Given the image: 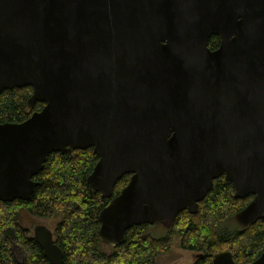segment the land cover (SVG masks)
Listing matches in <instances>:
<instances>
[{
	"label": "water",
	"instance_id": "95a60500",
	"mask_svg": "<svg viewBox=\"0 0 264 264\" xmlns=\"http://www.w3.org/2000/svg\"><path fill=\"white\" fill-rule=\"evenodd\" d=\"M245 13H263V30ZM22 87L42 107L0 123V202L28 200L49 154L91 148L90 194L108 199L129 175L96 216L106 246L195 213L220 175L232 198L252 195L239 227L263 217L264 0H0V93ZM33 239L61 264L49 231ZM210 264L234 263L220 251Z\"/></svg>",
	"mask_w": 264,
	"mask_h": 264
},
{
	"label": "trees",
	"instance_id": "16d2710c",
	"mask_svg": "<svg viewBox=\"0 0 264 264\" xmlns=\"http://www.w3.org/2000/svg\"><path fill=\"white\" fill-rule=\"evenodd\" d=\"M30 88H13L0 93V123H19L31 112L39 111L41 103L30 110L25 100ZM96 161L91 149L73 150L68 155L51 153L42 169L32 177L38 185L33 188L28 200L0 202V264L9 259L7 237L11 235L29 260L39 257L37 249L24 239L17 223L18 211L31 216L57 218L55 240L63 254L61 264H155L154 257L166 253L169 234L154 238L145 232V226H131L124 232L123 242L115 247L104 248L97 240V212L105 200L90 194L84 183ZM122 176L114 185L118 191L128 178ZM229 187L222 180L213 183L212 190L199 203L193 215L179 213L170 229L179 237L183 250L201 253L192 264H210L212 254L227 249L235 263L251 260L258 247L264 248V216L257 224L241 233L220 234L219 226L243 203L229 197Z\"/></svg>",
	"mask_w": 264,
	"mask_h": 264
},
{
	"label": "flooded vegetation",
	"instance_id": "af4514ba",
	"mask_svg": "<svg viewBox=\"0 0 264 264\" xmlns=\"http://www.w3.org/2000/svg\"><path fill=\"white\" fill-rule=\"evenodd\" d=\"M247 13H245V14H242L241 16L242 17H244V18H247V17H251L250 19H247V21L245 22L246 23V27H249L250 28V26H256V28L257 29H261V30H263V13H260V14H262V16H254V15H249V14H247ZM255 14H259V13H255ZM258 17H261V19H257ZM240 21L241 22H243V20H241V18L240 17H237L235 20H234V23H236V24H238V23H240ZM248 28V29H249ZM232 37V36H231ZM219 42H220V38H219V36H216V35H211V36H209L208 37V39H207V42H206V49L209 51V52H213V51H215V50H217V48L219 47ZM32 113V112H31ZM86 149H91V148H86ZM73 151V150H72ZM71 152V151H70ZM69 152V153H70ZM96 160H97V158H96ZM96 162V161H95ZM95 164V163H94ZM94 166V165H93ZM92 166V167H93ZM91 170H92V168H91ZM91 170H90V172H91ZM90 172L86 175V177L90 174ZM36 175V174H35ZM124 176V175H123ZM128 177L127 178H129V175H127ZM85 177V178H86ZM32 179V178H31ZM218 180H222L224 183H226L227 185H228V187H229V197L232 199V200H238V201H241L242 203H243V206L239 209V210H237L235 213H237L238 211H240L241 209H243L250 201H251V199H252V195L251 194H247V195H245L244 197H241V198H232L231 196H230V190H231V185H230V183L229 182H227V181H225L224 180V176L223 175H220V176H218V177H216L214 180H212V187H213V183L215 182V181H218ZM128 181V180H127ZM117 182V181H116ZM115 182V183H116ZM127 183V182H126ZM115 185V184H114ZM114 185H113V188H112V192H111V195H110V197L108 198V199H104L106 202L109 200V199H112L113 197H115L118 193H119V191H120V189L122 188H120L118 191H115L114 193H113V190H114ZM211 190H212V188H211ZM210 190V191H211ZM209 191V192H210ZM209 192H207L206 194H205V196L209 193ZM204 196V197H205ZM203 197V198H204ZM203 198L200 200V201H198V202H196V205H197V207H196V212H197V210H198V206H199V203L203 200ZM14 200H16V199H14ZM11 202V201H10ZM106 202H105V204H106ZM104 204V205H105ZM22 212H24L26 215H28L31 219H35L36 221H32L29 225H27V226H24V225H22V223H21V213ZM99 212V211H98ZM97 212V213H98ZM181 212H185L186 214H188L187 212H186V210H182V211H180V212H178L177 214H176V216L179 214V213H181ZM195 212V213H196ZM195 213H193V214H195ZM235 213H233V215L235 214ZM193 214H188V215H193ZM233 215L231 216V218H230V220H232V222H233V228L232 229H226L225 230V232L226 231H230L229 233H227V235H231V234H236V233H241V232H243V231H246L247 229H249V228H251L252 226H254L255 224H257V222L258 221H260V220H262L263 219V217L261 218V219H259V220H257V221H255L253 224H251V225H249L246 229H242L241 227H239L238 225H237V223L235 222V220L233 219ZM96 216H97V214H96ZM176 216L174 217V219L176 218ZM264 216V215H263ZM45 220H54V218H48V217H36V216H31V215H29L26 211H24V210H19L18 211V219H17V223H18V225H19V228L23 231V233H24V239L27 241V242H29L30 244H32L36 249H37V251H38V253H39V257L37 258V260L36 261H33V260H29V258L27 257V255L21 250V248H20V246L13 240V238L11 237V235H8V237H7V242H8V244H7V250H8V254H9V259H8V261L7 262H5V264H45L46 262H45V259H44V257H43V255H42V250L40 249V247L38 246V244L37 243H35V241H34V239H33V229L35 228V227H38V226H41V227H44L47 231H49V233H50V235H51V240H52V243L55 245V246H57V248L60 250V248H59V246H58V244H57V242H56V240H55V231H54V229H55V225H56V222H57V219L56 220H54V223H53V225H52V227H49V226H47L46 224H45ZM96 220H97V218H96ZM226 220H228V219H226ZM225 220V221H226ZM98 222V221H97ZM173 222H174V220H173ZM173 222H172V224H173ZM224 222V221H223ZM98 225H99V223H98ZM140 225H144L145 226V232L148 234V235H150V233L149 232H147V229L148 228H150V227H162L160 224H154V223H152V224H140ZM137 226H139V225H137ZM171 227H172V225L170 226V227H168V228H164V227H162V228H164L165 229V231H166V235L165 236H163V237H166L168 234L171 236V235H175V236H177L175 233H171L170 232V229H171ZM98 229V228H97ZM97 234V233H96ZM151 236V235H150ZM170 236H169V242H170ZM96 237H97V235H96ZM152 237V236H151ZM163 237H157V238H163ZM155 238V237H154ZM177 238H178V245H179V237L177 236ZM98 240V239H97ZM102 244V243H101ZM102 246L104 247V248H106V247H109V246H106V245H104V244H102ZM169 246H170V244H169ZM263 246L262 247H258L257 248V250H256V252H255V254L253 255V257L251 258V260H249V261H247V262H243V263H240V264H246V263H250V262H252L253 260H255L258 256H259V254L263 251ZM168 250H169V248H168ZM183 250V249H182ZM61 251V250H60ZM186 251H188V250H186ZM222 251H228L229 253H230V255H231V252L229 251V250H227V249H224V250H222ZM189 252H191V253H193V255H194V258H193V260H192V262H191V264L197 259V258H200L201 257V253H197V252H193V251H189ZM62 253V252H61ZM215 254V253H214ZM161 255V254H160ZM213 255V254H212ZM62 257H63V254H62ZM212 257V256H211ZM231 259H232V255H231ZM232 261H233V259H232ZM62 263V262H61ZM233 263L234 264H237V263H235L234 261H233Z\"/></svg>",
	"mask_w": 264,
	"mask_h": 264
},
{
	"label": "rangeland",
	"instance_id": "374dc122",
	"mask_svg": "<svg viewBox=\"0 0 264 264\" xmlns=\"http://www.w3.org/2000/svg\"><path fill=\"white\" fill-rule=\"evenodd\" d=\"M57 218H54L56 220ZM54 220H45V224L49 227H52ZM32 221H36L35 219H31L28 215L24 212L21 213V223L24 226L29 225ZM233 222L232 220L228 219L221 223L219 226V233L221 234L226 229H232ZM228 230V231H229ZM147 232L150 233L152 237H163L166 235V231L162 227H150L147 229ZM194 258L193 253L182 250L178 245V238L175 235L170 236V246L169 250L166 253L161 255H156L154 257L155 264H191Z\"/></svg>",
	"mask_w": 264,
	"mask_h": 264
}]
</instances>
